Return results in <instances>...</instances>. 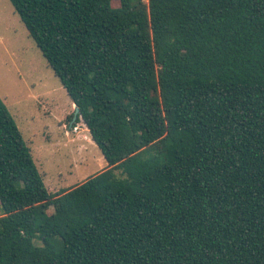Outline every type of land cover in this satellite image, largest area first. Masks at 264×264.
<instances>
[{
  "label": "trees",
  "instance_id": "trees-1",
  "mask_svg": "<svg viewBox=\"0 0 264 264\" xmlns=\"http://www.w3.org/2000/svg\"><path fill=\"white\" fill-rule=\"evenodd\" d=\"M9 2L107 168L49 192L0 99V264H264V0Z\"/></svg>",
  "mask_w": 264,
  "mask_h": 264
},
{
  "label": "rangeland",
  "instance_id": "rangeland-1",
  "mask_svg": "<svg viewBox=\"0 0 264 264\" xmlns=\"http://www.w3.org/2000/svg\"><path fill=\"white\" fill-rule=\"evenodd\" d=\"M0 99L49 192L79 185L107 168L82 121L70 127L74 104L9 0H0Z\"/></svg>",
  "mask_w": 264,
  "mask_h": 264
},
{
  "label": "water",
  "instance_id": "water-1",
  "mask_svg": "<svg viewBox=\"0 0 264 264\" xmlns=\"http://www.w3.org/2000/svg\"><path fill=\"white\" fill-rule=\"evenodd\" d=\"M74 107H75V111H74V114H73V117H72V120H71V122H70V127L73 125V123H74V121H75V118L77 117V115H78V111H79V109H78V107L76 106V105H74Z\"/></svg>",
  "mask_w": 264,
  "mask_h": 264
}]
</instances>
